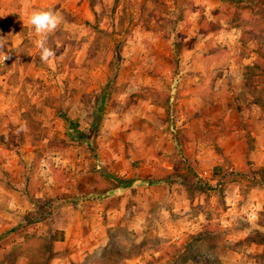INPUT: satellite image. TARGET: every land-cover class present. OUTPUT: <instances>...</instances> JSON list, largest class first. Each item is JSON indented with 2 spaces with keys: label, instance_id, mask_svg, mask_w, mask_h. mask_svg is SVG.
Returning a JSON list of instances; mask_svg holds the SVG:
<instances>
[{
  "label": "rangeland",
  "instance_id": "374dc122",
  "mask_svg": "<svg viewBox=\"0 0 264 264\" xmlns=\"http://www.w3.org/2000/svg\"><path fill=\"white\" fill-rule=\"evenodd\" d=\"M16 1L28 18L46 0ZM261 2L61 0L49 63L30 24H0L13 33L0 46V264H221L229 238L264 225V76L240 78L264 52ZM251 27L258 40L241 41ZM216 166L223 198L254 195L257 219L189 187Z\"/></svg>",
  "mask_w": 264,
  "mask_h": 264
},
{
  "label": "crops",
  "instance_id": "0c3cea01",
  "mask_svg": "<svg viewBox=\"0 0 264 264\" xmlns=\"http://www.w3.org/2000/svg\"><path fill=\"white\" fill-rule=\"evenodd\" d=\"M8 1L10 2L8 3ZM13 1H16V0H0V24L1 25L4 24V26L5 25L18 26V29H20L22 25L29 24L28 19L30 16H28V18L27 16L21 17V14L18 15V13H21V12H17L16 14L10 13L14 11L13 7L16 5L12 3ZM60 1L61 0H53L51 1L52 3H49L46 0V1H42V4L37 3L36 6L29 8L30 15L34 11H37V10H50L53 12L55 11V14H58L59 11H60L59 14H61L64 8H66V11H68L67 10L68 4L60 5ZM67 1H71V0H67ZM73 1L77 3L79 0H73ZM11 3L12 5H10ZM56 4L58 5L57 9L52 8L53 5H56ZM73 9H79V5H77V8L73 7L72 10ZM22 12L24 13V10H22ZM12 34L13 33L11 32L7 34L5 30L0 35L5 42L7 41L9 43V39L11 40ZM9 36L11 38H8ZM253 54H254L253 59L255 60L257 57L255 50H253ZM243 69H244V66L242 70L240 71V78L245 82ZM256 76L258 77L260 75L256 74ZM189 135H191L190 132H189ZM236 165L237 164H233L234 168H236ZM239 165L243 166V164H239ZM245 167L246 165L244 166V168ZM205 173L207 172L205 171ZM224 199L226 201V205L228 206L226 208V213L228 215L231 216L234 213L238 212L237 208L234 207L233 201H235L234 199H236L239 203V199H240L243 202L247 201V203H250L247 208L244 207L243 205V208L240 211L245 212V214L248 216V218L251 221H254L255 219H257L258 201L254 195L252 196L251 194H248L246 197H243L241 194H233L232 196H230V193H228V195L225 196ZM188 224L192 228V233H197V231H200L197 229L202 227L201 224L196 225V224H193L191 221H188ZM228 243L229 244L226 245L224 249L225 251H223V253L221 254V257H220L221 264H264V225H259L257 223H254V224H251V226L248 228L244 227L238 232V237L235 238L234 240L233 238L232 239L229 238Z\"/></svg>",
  "mask_w": 264,
  "mask_h": 264
},
{
  "label": "trees",
  "instance_id": "16d2710c",
  "mask_svg": "<svg viewBox=\"0 0 264 264\" xmlns=\"http://www.w3.org/2000/svg\"><path fill=\"white\" fill-rule=\"evenodd\" d=\"M244 5H247V3L244 2ZM248 5L251 9H253L252 3L249 2ZM257 8L260 12L259 16H261L262 12H264L262 2L258 4ZM243 25H241V26L243 27ZM250 25H252V24H250ZM259 33H260V29L257 30V28H255V27H251L249 29H242L241 33H240V40L241 41L258 40ZM255 51L257 54L256 59L255 60L253 59L250 62V64H246L244 66V69H243L244 70L243 73H244V77H245L244 85L247 88L252 84L251 82H250L251 84H248V82H247L249 75H256V74L264 75V65L261 64V60H260V59H264V52H260L259 49L255 50ZM174 64L177 65V61H174ZM173 106H175V105H173ZM165 110L167 112L168 117H171L174 114L175 108L172 107V105L169 103V104H165ZM63 117H64L65 121H68V118L66 115ZM78 135H79L78 136L79 138H86V135L83 133H80ZM221 175H222V170H221L220 166H216V167L212 168L211 175L208 178L210 180H202L200 182H195L194 184L190 183L189 187H192V189L201 191V193H203L205 195V199L209 200L210 197L214 196L216 199L220 198V201L223 203L224 198H223V189L221 188L222 187ZM113 177L115 179H117L121 184H125V185L127 184L126 183L127 181H130V179H127V181L123 180V179H125L123 176L113 175ZM214 178L217 179L216 182L211 183L210 181H213ZM66 200H68V199H66ZM63 235H64L63 231H58V235L57 236L53 235L52 239L54 241H56V240L61 241L63 239Z\"/></svg>",
  "mask_w": 264,
  "mask_h": 264
},
{
  "label": "clouds",
  "instance_id": "9594fccd",
  "mask_svg": "<svg viewBox=\"0 0 264 264\" xmlns=\"http://www.w3.org/2000/svg\"><path fill=\"white\" fill-rule=\"evenodd\" d=\"M60 17L50 10H37L34 11L28 19V23L33 27L34 32L38 34L41 39L35 42L37 54L41 62L49 63L56 55V52L47 46L46 37L48 34L57 30L60 24ZM0 46H7L6 42H0ZM10 51V50H9ZM8 59V54L0 51V63ZM27 131L25 124H20L16 129V133H24Z\"/></svg>",
  "mask_w": 264,
  "mask_h": 264
}]
</instances>
